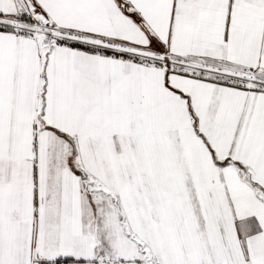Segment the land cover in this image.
Returning <instances> with one entry per match:
<instances>
[{
	"label": "snow or ice",
	"instance_id": "obj_1",
	"mask_svg": "<svg viewBox=\"0 0 264 264\" xmlns=\"http://www.w3.org/2000/svg\"><path fill=\"white\" fill-rule=\"evenodd\" d=\"M0 264H264V0H0Z\"/></svg>",
	"mask_w": 264,
	"mask_h": 264
}]
</instances>
